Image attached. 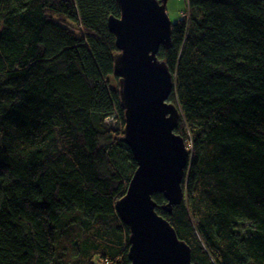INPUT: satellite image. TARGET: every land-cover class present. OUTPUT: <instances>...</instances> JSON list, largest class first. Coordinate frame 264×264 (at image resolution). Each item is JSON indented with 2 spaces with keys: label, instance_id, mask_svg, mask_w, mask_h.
I'll list each match as a JSON object with an SVG mask.
<instances>
[{
  "label": "trees",
  "instance_id": "trees-1",
  "mask_svg": "<svg viewBox=\"0 0 264 264\" xmlns=\"http://www.w3.org/2000/svg\"><path fill=\"white\" fill-rule=\"evenodd\" d=\"M160 50L185 198L157 212L193 264H264V0H187ZM116 0H0V264H131Z\"/></svg>",
  "mask_w": 264,
  "mask_h": 264
},
{
  "label": "water",
  "instance_id": "water-1",
  "mask_svg": "<svg viewBox=\"0 0 264 264\" xmlns=\"http://www.w3.org/2000/svg\"><path fill=\"white\" fill-rule=\"evenodd\" d=\"M121 16L108 19L118 53L114 71L119 78L121 106L125 112L123 142L130 148L137 170L126 195L116 203L129 228L131 264H193L191 248L173 226L157 212L153 197L162 194L164 211L183 203V182L190 152L176 133L180 108L170 102L174 76L158 57L172 47L173 23L168 0H116Z\"/></svg>",
  "mask_w": 264,
  "mask_h": 264
},
{
  "label": "rangeland",
  "instance_id": "rangeland-1",
  "mask_svg": "<svg viewBox=\"0 0 264 264\" xmlns=\"http://www.w3.org/2000/svg\"><path fill=\"white\" fill-rule=\"evenodd\" d=\"M187 3V0H168L167 13L173 24L183 18L187 11Z\"/></svg>",
  "mask_w": 264,
  "mask_h": 264
}]
</instances>
